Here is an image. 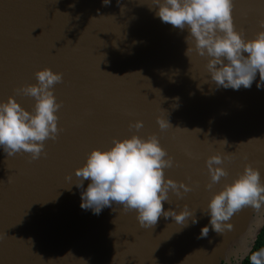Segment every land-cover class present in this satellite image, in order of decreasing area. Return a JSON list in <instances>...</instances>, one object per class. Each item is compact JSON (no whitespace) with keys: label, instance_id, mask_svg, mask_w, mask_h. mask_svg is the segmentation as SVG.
I'll use <instances>...</instances> for the list:
<instances>
[{"label":"water","instance_id":"water-1","mask_svg":"<svg viewBox=\"0 0 264 264\" xmlns=\"http://www.w3.org/2000/svg\"><path fill=\"white\" fill-rule=\"evenodd\" d=\"M157 11L153 0H0V102L37 83L36 71L63 73L54 88L63 131L45 142L47 155L8 157L0 147V264H240L248 256L264 226V205L236 213L224 234L211 230L204 211L249 163L264 183L259 73L250 89H217L208 59L185 55L188 30L163 23ZM234 17L236 30L255 38L264 0H235ZM16 99L33 110V98ZM161 115L173 128L159 129ZM139 120L144 127L130 130ZM153 133L178 165L165 169L166 179L193 187L183 198L170 192L164 210L178 213L187 204L198 223L190 218L185 227L162 215L143 229L137 212L122 205L99 215L82 209L91 181L76 187L75 170L88 154L109 149L114 137ZM225 139V147L216 142ZM217 152L233 157L222 165L229 175L209 190L206 161ZM204 226L210 231L200 238Z\"/></svg>","mask_w":264,"mask_h":264},{"label":"clouds","instance_id":"clouds-1","mask_svg":"<svg viewBox=\"0 0 264 264\" xmlns=\"http://www.w3.org/2000/svg\"><path fill=\"white\" fill-rule=\"evenodd\" d=\"M104 3L107 5L110 0H104ZM153 4L158 6L156 15L163 23L188 30L185 55L190 58L196 52L208 59L206 68L217 89L239 90L242 86L250 89L257 73V88H264V19L259 20L262 30L256 33L255 38L246 39L241 31L236 30L235 0H153ZM34 76L37 83L15 88V95L0 102V147L8 157L17 153H30L31 160L46 156L45 142L58 140L63 131L57 115L63 102L58 103L54 95L55 85L63 82V73L44 68L36 71ZM16 96L33 98V110L24 108ZM156 119L162 132L173 128L165 116H157ZM143 127L142 120L129 125L130 130L137 132ZM216 142L224 147L228 144L226 139ZM112 145L107 150L93 149L86 163L75 170L79 181L76 187L82 189L85 180L91 181L81 193L82 209H91L99 215L105 207L122 205L125 213L137 212L136 219L143 229L154 227L162 215L166 219L172 217L185 227L190 218L193 224L198 223L195 212L187 204L178 213L164 210V202L169 201L170 192L183 198L193 191V187L184 181L166 179L165 169L178 165L162 147L157 134H150L147 138L134 134L123 140L114 137ZM186 154L192 156L190 152ZM232 157L233 153L221 152L208 157L206 167L210 181L207 189L211 190L229 175L222 165ZM66 179L71 180V174ZM262 205L264 183L261 172L249 163L238 178L213 195L204 212L210 215L211 230L224 234L233 230L229 221L236 213L249 206L259 210ZM210 227L201 229L200 238L208 236ZM248 259L250 264H264V248L252 252Z\"/></svg>","mask_w":264,"mask_h":264},{"label":"trees","instance_id":"trees-1","mask_svg":"<svg viewBox=\"0 0 264 264\" xmlns=\"http://www.w3.org/2000/svg\"><path fill=\"white\" fill-rule=\"evenodd\" d=\"M260 248H264V226L260 233L257 235V238L252 246L251 251L249 252L248 256L240 263V264H250L249 256L252 252L259 250Z\"/></svg>","mask_w":264,"mask_h":264}]
</instances>
